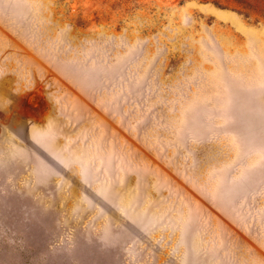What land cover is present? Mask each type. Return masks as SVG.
I'll use <instances>...</instances> for the list:
<instances>
[{"label": "rangeland", "instance_id": "rangeland-1", "mask_svg": "<svg viewBox=\"0 0 264 264\" xmlns=\"http://www.w3.org/2000/svg\"><path fill=\"white\" fill-rule=\"evenodd\" d=\"M246 255L264 0H0V264Z\"/></svg>", "mask_w": 264, "mask_h": 264}, {"label": "crops", "instance_id": "crops-1", "mask_svg": "<svg viewBox=\"0 0 264 264\" xmlns=\"http://www.w3.org/2000/svg\"><path fill=\"white\" fill-rule=\"evenodd\" d=\"M225 248H227V245L225 244ZM260 261V260H259ZM258 259L254 256L246 255L241 258H233L232 256L228 257L225 256V264H264L259 262Z\"/></svg>", "mask_w": 264, "mask_h": 264}]
</instances>
